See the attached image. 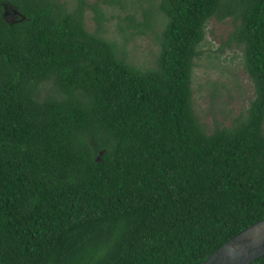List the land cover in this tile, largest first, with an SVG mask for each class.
Returning <instances> with one entry per match:
<instances>
[{
  "label": "trees",
  "instance_id": "obj_1",
  "mask_svg": "<svg viewBox=\"0 0 264 264\" xmlns=\"http://www.w3.org/2000/svg\"><path fill=\"white\" fill-rule=\"evenodd\" d=\"M226 17L254 95L208 129L193 70ZM261 219L264 0H0V264H200Z\"/></svg>",
  "mask_w": 264,
  "mask_h": 264
},
{
  "label": "rangeland",
  "instance_id": "obj_2",
  "mask_svg": "<svg viewBox=\"0 0 264 264\" xmlns=\"http://www.w3.org/2000/svg\"><path fill=\"white\" fill-rule=\"evenodd\" d=\"M118 13L124 16L127 11L114 7L112 16ZM6 15L12 18L9 10ZM135 18L141 19L137 13ZM109 19L113 21V18ZM91 24L93 21L88 20L87 25ZM232 29V17L208 21L202 42L204 53L193 70V108L198 120L208 129L213 127L215 119L219 124L229 126L235 117L247 111L254 95L253 83L239 63L243 59L240 48L223 45ZM130 47L134 58L156 46L142 35L132 40Z\"/></svg>",
  "mask_w": 264,
  "mask_h": 264
},
{
  "label": "water",
  "instance_id": "obj_3",
  "mask_svg": "<svg viewBox=\"0 0 264 264\" xmlns=\"http://www.w3.org/2000/svg\"><path fill=\"white\" fill-rule=\"evenodd\" d=\"M264 254V219L231 236L200 264H248Z\"/></svg>",
  "mask_w": 264,
  "mask_h": 264
}]
</instances>
